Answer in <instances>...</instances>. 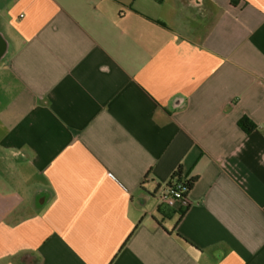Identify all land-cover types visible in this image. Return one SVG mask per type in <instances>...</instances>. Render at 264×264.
<instances>
[{
  "label": "crops",
  "instance_id": "crops-1",
  "mask_svg": "<svg viewBox=\"0 0 264 264\" xmlns=\"http://www.w3.org/2000/svg\"><path fill=\"white\" fill-rule=\"evenodd\" d=\"M0 264H264V0H0Z\"/></svg>",
  "mask_w": 264,
  "mask_h": 264
},
{
  "label": "trees",
  "instance_id": "trees-1",
  "mask_svg": "<svg viewBox=\"0 0 264 264\" xmlns=\"http://www.w3.org/2000/svg\"><path fill=\"white\" fill-rule=\"evenodd\" d=\"M156 2H160L161 0H154ZM239 127L247 134L253 132L256 129V125L249 119V118H242L239 121ZM197 178L187 179L183 175L182 167H178V169L172 174L169 181L164 185L169 190L179 189L181 194L180 204L179 207H172L166 204H161L158 208V212L165 218H172L175 215L179 216V220L184 217L187 210L189 209L190 202L188 200V194L192 190L194 184L196 183ZM161 185L157 187V191L161 189ZM178 239L185 241L180 235L176 236Z\"/></svg>",
  "mask_w": 264,
  "mask_h": 264
},
{
  "label": "built area",
  "instance_id": "built-area-1",
  "mask_svg": "<svg viewBox=\"0 0 264 264\" xmlns=\"http://www.w3.org/2000/svg\"><path fill=\"white\" fill-rule=\"evenodd\" d=\"M180 188H177L175 190H169L166 187H161L159 190V200L161 204H166L172 207H179L182 202L180 201L181 199V194L179 192Z\"/></svg>",
  "mask_w": 264,
  "mask_h": 264
}]
</instances>
